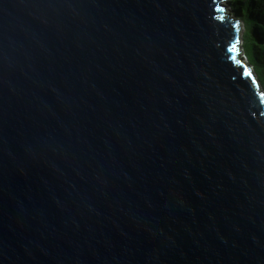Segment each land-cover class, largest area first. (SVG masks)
I'll list each match as a JSON object with an SVG mask.
<instances>
[{
    "label": "water",
    "instance_id": "obj_1",
    "mask_svg": "<svg viewBox=\"0 0 264 264\" xmlns=\"http://www.w3.org/2000/svg\"><path fill=\"white\" fill-rule=\"evenodd\" d=\"M227 2L0 0V264H264Z\"/></svg>",
    "mask_w": 264,
    "mask_h": 264
},
{
    "label": "trees",
    "instance_id": "obj_2",
    "mask_svg": "<svg viewBox=\"0 0 264 264\" xmlns=\"http://www.w3.org/2000/svg\"><path fill=\"white\" fill-rule=\"evenodd\" d=\"M227 11L242 25V49L264 90V0H228Z\"/></svg>",
    "mask_w": 264,
    "mask_h": 264
},
{
    "label": "clouds",
    "instance_id": "obj_3",
    "mask_svg": "<svg viewBox=\"0 0 264 264\" xmlns=\"http://www.w3.org/2000/svg\"><path fill=\"white\" fill-rule=\"evenodd\" d=\"M228 10V9H227ZM239 22V21H238ZM239 24H240V27H239V31L241 32V29H242V25H241V23L239 22ZM239 45H240V50H241V53H242V56H243V49L241 48V46H242V40L239 38Z\"/></svg>",
    "mask_w": 264,
    "mask_h": 264
},
{
    "label": "rangeland",
    "instance_id": "obj_4",
    "mask_svg": "<svg viewBox=\"0 0 264 264\" xmlns=\"http://www.w3.org/2000/svg\"><path fill=\"white\" fill-rule=\"evenodd\" d=\"M226 10V9H225ZM227 11V10H226ZM228 12V11H227ZM240 39L242 40V29H241V34H240ZM243 47V45L241 46V48ZM246 61V58L244 59ZM257 79V76H255ZM258 80V79H257Z\"/></svg>",
    "mask_w": 264,
    "mask_h": 264
},
{
    "label": "bare ground",
    "instance_id": "obj_5",
    "mask_svg": "<svg viewBox=\"0 0 264 264\" xmlns=\"http://www.w3.org/2000/svg\"><path fill=\"white\" fill-rule=\"evenodd\" d=\"M259 86V85H258Z\"/></svg>",
    "mask_w": 264,
    "mask_h": 264
}]
</instances>
